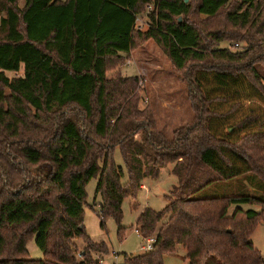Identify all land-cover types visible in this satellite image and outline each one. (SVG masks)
<instances>
[{"label":"trees","instance_id":"16d2710c","mask_svg":"<svg viewBox=\"0 0 264 264\" xmlns=\"http://www.w3.org/2000/svg\"><path fill=\"white\" fill-rule=\"evenodd\" d=\"M148 41L188 90L193 121L170 138L138 107V76L106 75ZM170 163L166 205L136 219L152 249L119 264H164L178 246L185 264H264L250 240L264 224V0H0V264H98L108 247L83 224L87 183L100 226L110 216L122 237L123 201ZM238 178L258 192L197 197Z\"/></svg>","mask_w":264,"mask_h":264},{"label":"rangeland","instance_id":"374dc122","mask_svg":"<svg viewBox=\"0 0 264 264\" xmlns=\"http://www.w3.org/2000/svg\"><path fill=\"white\" fill-rule=\"evenodd\" d=\"M24 3L25 0H17L19 8H22ZM136 26L142 30L148 27V18L145 13L138 15ZM243 45L244 43L241 42L239 47ZM220 46H227V43L222 42ZM135 51L131 54L129 64L124 62L117 69L109 70L106 75L108 78L120 74L123 76H138L141 79L138 84L140 89L138 107L152 111L156 128L170 138L175 129L193 121L186 84L180 79L165 54L154 41L146 42ZM138 67L145 69V75L143 71L142 75H138ZM5 74L12 78L22 76L23 71L21 68L16 73L6 72ZM136 138H139V134L136 135ZM113 160L116 166L122 168L123 177L121 182L125 183L128 179V172L118 149L114 150ZM172 168L173 164L170 163L160 170L157 179L146 178L142 182V190L138 192L136 198H127L123 201L120 221V225L124 227L122 237L117 235L118 225L112 217L109 216L105 219L103 228L100 226L99 203L101 200L99 196L95 198L97 179H91L87 183L83 224L87 234L94 242H104L108 247L107 254L93 253L94 260L111 257L107 261L113 264L114 262H122L124 255L143 253L141 246L145 244V240L135 232V228H139L136 225V219L145 207L161 210L166 205L165 195L177 183L176 177L171 173ZM257 184L254 179L245 180L244 178L219 182L199 192L197 197L210 198L251 194V191L258 192ZM241 208L243 210H259V207L254 205H242ZM234 209L235 206H231L229 214ZM250 240L264 260V224H258L255 227ZM75 244L77 249L75 256L77 259H81L79 251L84 248V244L81 239L76 240ZM27 251L30 258H43L42 252L36 246L34 239L27 243ZM112 252L117 253V256H112ZM181 256V249L175 251V253L164 254V264H182Z\"/></svg>","mask_w":264,"mask_h":264},{"label":"built area","instance_id":"2783aa9c","mask_svg":"<svg viewBox=\"0 0 264 264\" xmlns=\"http://www.w3.org/2000/svg\"><path fill=\"white\" fill-rule=\"evenodd\" d=\"M129 63H130V61L127 60L126 61V64H129ZM135 232L137 234H139L140 236H142L144 238V240H145V244L141 246V250L143 252L150 251L152 249V247H153L154 242H155L154 235H146V234H143L141 232L140 228H135ZM111 255L116 257L117 256V253L112 252ZM96 261H97L98 264H103V259L102 258H99Z\"/></svg>","mask_w":264,"mask_h":264},{"label":"crops","instance_id":"0c3cea01","mask_svg":"<svg viewBox=\"0 0 264 264\" xmlns=\"http://www.w3.org/2000/svg\"><path fill=\"white\" fill-rule=\"evenodd\" d=\"M136 52V51H135ZM129 61H130V59H129ZM142 71H143V74L145 75V73H144V71H145V69L144 68H140V67H138V75H142ZM119 73H121V72H119ZM146 179V178H145ZM144 179V180H145ZM143 180V181H144ZM142 181V182H143ZM141 213V212H140ZM139 213V214H140ZM179 249H181L182 250V256H181V261H182V264H185V261L183 260V258H184V249L181 247V246H178L177 248H176V251H178ZM175 253V252H174ZM111 257H107V258H102L103 259V264H111L110 262H108L107 260L108 259H110ZM119 263H121V262H119ZM119 263H117V262H114L113 264H119Z\"/></svg>","mask_w":264,"mask_h":264}]
</instances>
